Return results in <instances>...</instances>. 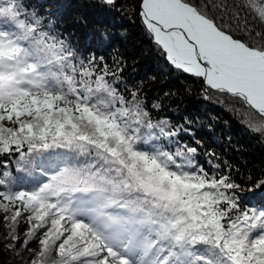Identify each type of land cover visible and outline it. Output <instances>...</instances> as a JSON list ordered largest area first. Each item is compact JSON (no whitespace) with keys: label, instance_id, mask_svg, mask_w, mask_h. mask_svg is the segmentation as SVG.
Segmentation results:
<instances>
[{"label":"snow or ice","instance_id":"1","mask_svg":"<svg viewBox=\"0 0 264 264\" xmlns=\"http://www.w3.org/2000/svg\"><path fill=\"white\" fill-rule=\"evenodd\" d=\"M135 5L174 70L236 98L264 133V0L234 4L229 17L247 14L235 30L223 0ZM124 66L78 55L23 0H0L2 246L38 245L30 264H264V202H248L264 177L245 187L214 153L200 163V142L181 139L191 122L153 117L160 104Z\"/></svg>","mask_w":264,"mask_h":264},{"label":"trees","instance_id":"2","mask_svg":"<svg viewBox=\"0 0 264 264\" xmlns=\"http://www.w3.org/2000/svg\"><path fill=\"white\" fill-rule=\"evenodd\" d=\"M203 3V0H199ZM219 2V0H218ZM27 11L43 17L56 33L62 34L78 55L87 58L102 56L110 64L113 59H123V80L129 87H139L148 105L160 104L152 113L155 118H167L172 124H185L194 136L182 135L189 145L199 141L200 163H206V153H214V163L230 166L238 183L264 177V133H256L246 126L244 113L247 107L236 98L206 89L199 78L174 70L159 54L150 41L141 21L135 14V0H120L114 7L105 6L101 0H23ZM242 0H223L227 9L217 12L224 15L226 24L236 29L243 27L246 13L239 9V18L228 12L237 11L235 5ZM248 26L253 27L251 17ZM257 27V31H259ZM238 35L240 33H237ZM123 87V85H121ZM256 207L264 202V195L248 201ZM3 230L0 229V262L2 264H30L32 252L21 253L4 247Z\"/></svg>","mask_w":264,"mask_h":264},{"label":"water","instance_id":"3","mask_svg":"<svg viewBox=\"0 0 264 264\" xmlns=\"http://www.w3.org/2000/svg\"><path fill=\"white\" fill-rule=\"evenodd\" d=\"M0 264H2V263L0 262Z\"/></svg>","mask_w":264,"mask_h":264}]
</instances>
